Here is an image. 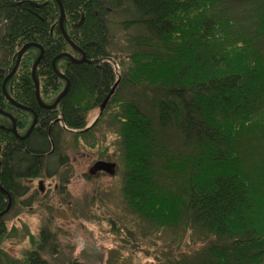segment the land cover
<instances>
[{"label":"trees","instance_id":"1","mask_svg":"<svg viewBox=\"0 0 264 264\" xmlns=\"http://www.w3.org/2000/svg\"><path fill=\"white\" fill-rule=\"evenodd\" d=\"M37 1L41 6L18 9L17 27L7 23L0 29V68L11 65L24 43H38L45 51L37 68L41 99L51 105L66 85L54 72L53 59L82 54L62 35L59 5ZM61 2L65 31L86 56L83 63L57 62L70 83L67 95L56 108L40 110L32 79L18 82L39 57L37 48L10 83L21 104L46 120L36 134L49 143L42 150L48 153L55 143L58 166H68V134L61 123L51 122L60 115L79 131L73 139L80 144L94 141L95 129L110 115L118 162H108L115 164L112 177L124 168L126 207L152 231L190 234L194 245L201 243L194 251L156 255L151 264H264V0ZM131 31L127 43L118 45L115 34ZM125 45L131 53L127 66L114 55ZM118 81L102 116L85 130L88 114L101 107ZM125 87L137 92L127 95ZM28 88L31 96L24 94ZM3 101L0 92V105ZM5 135L1 131L0 141ZM45 165L53 175L52 164ZM9 168L24 170L15 162ZM69 173H60L62 191ZM51 226L52 220H44L36 237L24 230L33 245L18 260L2 250L9 229L0 222V264H49L45 256H60ZM13 232L16 236L18 228ZM69 264L83 263L74 258Z\"/></svg>","mask_w":264,"mask_h":264},{"label":"rangeland","instance_id":"2","mask_svg":"<svg viewBox=\"0 0 264 264\" xmlns=\"http://www.w3.org/2000/svg\"><path fill=\"white\" fill-rule=\"evenodd\" d=\"M133 34L134 31L118 32L115 41L122 46L127 43V37ZM124 47L126 49L122 53L116 49L114 55L117 59L123 58L127 66L130 62L125 59L131 53L127 51V45ZM134 91L137 92L131 87L124 88L127 95L134 94ZM99 113V108L89 113L88 126L99 117ZM109 116L95 129L94 141L75 144L72 136L67 137L71 169L67 196L62 197L56 192L54 184L57 181H45L44 187L52 185L43 194L45 196L40 194L44 197L41 202L30 201L32 208L19 204L15 206L2 246V250L11 258L20 260L32 249L33 241L26 239L23 232L29 230L36 237L44 223L46 209L52 213V225L58 233V253H61L55 258L45 256L49 264H69L74 258L83 264H151L155 256H161V253L178 255L201 246V243L193 244L190 234L176 235L168 230L153 232L151 227L129 211L121 195L123 166L115 177L106 172H97L92 175L96 177L89 178L96 163L118 162L115 148L117 130L110 123ZM101 155H104L103 160ZM36 186L38 189V183ZM14 228L19 230L16 236Z\"/></svg>","mask_w":264,"mask_h":264},{"label":"bare ground","instance_id":"3","mask_svg":"<svg viewBox=\"0 0 264 264\" xmlns=\"http://www.w3.org/2000/svg\"><path fill=\"white\" fill-rule=\"evenodd\" d=\"M0 1L2 3V6L0 7L3 8L2 10L3 14L1 13V16H0V29L3 28V26L7 23L11 27L18 26L20 22L17 19L18 9H20L21 11L23 4H30L33 7L41 6V4L37 0H25V1L0 0ZM48 1L49 0H45L44 4H47ZM4 37L5 35L2 36V38ZM0 40H1V37H0ZM34 45L40 46L38 43H35V42L24 43L21 47L18 48V51L16 52V54L18 53L17 57L12 58L11 65L6 70L0 68V72H2V75L0 76V80H2L0 83V92L3 98H5V101H3L2 104L0 105V135H1V131H5L6 133L4 137L5 140L0 141V204H2V207L0 208V222L4 224L6 229H9L8 224L13 219V211L17 204L21 205L22 207L30 208L32 207L30 204V201L35 200L37 202H41L42 197L40 196L38 189L35 187L29 186L27 182V180L33 179L32 177H34L37 173L39 174V177L37 178L51 180L52 177H55L54 181H57V183L55 184L56 192H58V194L62 197L68 195V192H67L68 184H66L65 190L62 191V188H61L62 178L60 176L61 175L60 173L63 170L68 169L71 171L70 158L67 153L68 150L66 149L65 151V154L68 157V166L60 168L58 166V162L60 158L58 156V153L56 152L55 143L51 142V151H49L48 153H45V151L42 150V147L49 145V143H47L43 139V137L36 135L37 132L45 129L46 120L43 117H40L39 114L33 108H30L28 106L21 104V102L16 97L18 96V92L16 91L11 92L10 83L12 79L20 72L21 66L23 65V62H24V58L26 55H29L31 49L32 48L39 49L40 50L39 57L42 53L41 51L42 49H43V55L45 53L44 48L42 46H41L42 49H40V47L38 48L37 46H34ZM69 46L71 49L78 52L77 50L72 48L70 44ZM22 51L24 52L21 58H19V55ZM64 54H71V53L65 52V53H62L56 56L52 61V67L56 66L57 62L63 58L68 59L67 57H61V55H64ZM38 58L36 59V61L33 63V65L30 68L27 67L23 71L21 76L18 78V82L20 84L21 83L24 84L25 80L30 81V78H31L34 88H35L36 100L39 104V109L40 110H44V109L51 110L49 108H44L42 105V103L44 102L40 103L37 97V89H36L35 80H38L37 68L39 64H37L36 66V75L33 74V70H34L35 64L37 63ZM78 59L79 57L77 58V60ZM57 71L58 73H61L58 69ZM38 82L40 86V81L38 80ZM67 84L68 83L66 81V85H64V89L66 88ZM69 88H70V85H69ZM69 88H68V91H69ZM64 89L61 92H63ZM23 91L25 95H28V96L32 95V91L30 88L23 89ZM61 92L59 93V95L61 94ZM67 93L65 94V96L67 95ZM40 96H41V91H40ZM87 122H88V116H87ZM56 123L62 124V127L65 129V132L68 134L66 135V137L68 136L73 137L74 134L79 132V131L77 132L74 131L72 128H70L64 122H62L60 115L58 116V118L54 119L51 122L50 126ZM69 125L72 126V124H69ZM85 130H89V126ZM32 136H34L35 143L30 142ZM8 147L11 149H8ZM6 151H7V154H6ZM5 154L7 155V158L5 157ZM9 154L11 155V157H8L10 156ZM44 158H47V159H44ZM44 161L45 162L49 161L52 164L50 170L51 172H54L53 175L48 176L49 170L45 167L46 165ZM11 162H15L17 166H21L22 169L24 168L23 172L21 173V170H18V169H16L15 171H11V169L9 168V164ZM40 182H44V180ZM5 183H6V186L9 184L8 188L4 185ZM29 189H31L30 192L32 194L30 195V198L28 199L26 198V196H23V194L26 193V191H29ZM51 216H52L51 212L48 209H46L44 213V217H43L44 220L51 221ZM51 227L54 228L53 226ZM39 234H40V231L38 232L37 236ZM26 239H29V237H26Z\"/></svg>","mask_w":264,"mask_h":264},{"label":"water","instance_id":"4","mask_svg":"<svg viewBox=\"0 0 264 264\" xmlns=\"http://www.w3.org/2000/svg\"><path fill=\"white\" fill-rule=\"evenodd\" d=\"M55 1L59 5L60 11H61L59 26H60V30L62 32V35L67 40V42L71 45L72 48H74L80 54H82V58L81 59H78V60L74 56H72L71 54H64V55H61V57H67L69 60H71L72 62H75V63H83L86 60V56L83 54L82 50L79 49L77 46H75V44L69 39L68 34L65 31L64 23H63L64 22V8H63V5H62V2H61V0H55ZM34 46H37V45H34ZM37 47L38 48L40 47V49H42L41 46H37ZM41 51H42V53H41L40 57L38 58L37 63L35 64V67H34V70H33V74H35V75H36V66H37V64H39V62L41 61V59L43 57V49ZM23 52L24 51H22L20 53L19 58H21ZM53 69H54V71L57 73V75L60 78L66 80L67 83H68L67 86H66V88L64 89V91L61 92V94L58 96V98L56 99V101H55V103L53 105H46V104L42 103L43 101H42L41 96H40V86H39V82H38V80H35L38 100H39L40 103H42V105H43L44 108H49V109H54V108L57 107L58 103L63 99V97L67 93L68 88H69V85H70V83L66 79V77L63 74L58 73V71L56 69V66H54ZM118 84H119V81L116 82V84L112 88L110 94L103 101L101 107L99 108L100 109L99 117L93 122V124L91 126H89V129L96 124V122L99 120V118L104 113V111H105V109H106V107H107V105H108V103H109L112 95L115 93L116 88L118 87ZM90 172H91L90 175H95L97 172H101V173L106 172L109 175H112L113 176L115 174V164L110 163V162H98V163L95 164V166L93 167V169H91Z\"/></svg>","mask_w":264,"mask_h":264},{"label":"flooded vegetation","instance_id":"5","mask_svg":"<svg viewBox=\"0 0 264 264\" xmlns=\"http://www.w3.org/2000/svg\"><path fill=\"white\" fill-rule=\"evenodd\" d=\"M101 174H103V173H101ZM97 176V175H96ZM96 176H94V177H96ZM42 180H44V182L45 181H51V182H54V180H55V177H52L51 178V180H47V179H42V178H33V179H31V180H27V182H28V185L29 186H31V187H35V188H37V186H36V183H38V185H39V188H38V191H39V194H41V195H43V194H45V191L48 189L49 190V188L51 187V185L52 184H50V185H47L46 187H44L43 185H44V182H40V181H42ZM54 188L56 189V185L54 184ZM31 189H29V191H26V193H24L23 194V196H26V198H30V195L32 194L31 192ZM22 195V194H21ZM43 196H45V195H43ZM42 197V196H41ZM44 197H42V199H43ZM33 202H37V201H33ZM31 204V203H30ZM26 208H28V207H26ZM30 208H32V207H30Z\"/></svg>","mask_w":264,"mask_h":264}]
</instances>
